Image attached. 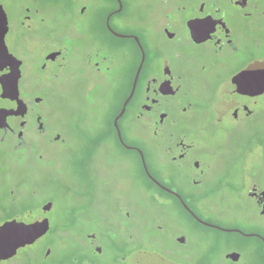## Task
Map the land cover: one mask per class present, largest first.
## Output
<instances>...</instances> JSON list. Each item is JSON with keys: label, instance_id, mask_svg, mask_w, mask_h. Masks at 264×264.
Listing matches in <instances>:
<instances>
[{"label": "flooded vegetation", "instance_id": "af4514ba", "mask_svg": "<svg viewBox=\"0 0 264 264\" xmlns=\"http://www.w3.org/2000/svg\"><path fill=\"white\" fill-rule=\"evenodd\" d=\"M0 7L7 26L0 60V244L11 246L18 225L47 226L0 264H208L210 249L198 252L201 241L188 226L169 230L163 211L178 207L197 227L216 228L199 211L219 205L213 196L224 186L210 183L223 172L196 155L200 147L183 132L188 128L223 129L227 156L242 143L264 155V0H0ZM78 81L93 94V107L75 114L81 126L93 124L99 152L93 171L105 178L102 187L93 184V230L81 234L73 230L78 213L54 219V203L47 196L31 201L37 187L17 184L16 173L48 165L66 144L50 105ZM129 131L138 139H127ZM242 134L249 141H239ZM127 158L137 166L138 188ZM252 177L240 176L237 192L261 216L259 224L243 221L251 229L245 236L257 240L253 249L235 245L219 254L217 264H254L253 256L264 264V188ZM107 185L108 202L97 196ZM146 186L155 190L153 221L143 218L134 197Z\"/></svg>", "mask_w": 264, "mask_h": 264}, {"label": "rangeland", "instance_id": "374dc122", "mask_svg": "<svg viewBox=\"0 0 264 264\" xmlns=\"http://www.w3.org/2000/svg\"><path fill=\"white\" fill-rule=\"evenodd\" d=\"M70 84H72V92L62 97L59 102H53L50 105V108L56 113L57 126L64 133L66 144L61 147L60 152H57L55 160L48 165L43 166L36 163L33 167L22 166L17 168L16 173L17 184L27 188L30 186L37 187V193L32 195L31 201L39 202L47 196L54 203V219L65 216L68 220L73 212L78 213L81 218L73 226V230L76 234H81L84 231L93 230L90 223L93 218V184L96 182L102 187L105 178L98 177L93 171V154L99 153L94 151L96 149L93 146V124L88 128L81 126L82 120L75 114L77 109L91 110L93 94L85 92L82 81L71 82ZM111 94H113L112 100L116 101V93L112 92ZM60 108L62 109L60 110ZM183 132L189 139L198 143L200 148L197 149L196 155L201 159L214 161L213 165L217 164L215 170L223 172V174L213 177L214 180L210 183L213 188L224 186L218 196H213L219 205L215 210L202 209L199 211L204 218L220 228L197 227L178 207L167 208L163 212L168 216L169 230H173L175 227L188 226L193 239L201 241L198 252L201 253L204 248H209V261L207 263L217 264L216 258L219 254L234 250L235 245L239 249L243 246L248 249V246H254L257 240L255 237L245 236V233L251 232V229L243 221L252 220L259 224L262 221L261 216L251 201L246 198H239L237 185H239L240 176L248 174V176L252 175V179L264 188V155L259 151L254 153L250 149L244 150L246 145L242 143L238 146L240 150L238 149L231 153V156H227L223 150L224 145L228 142L226 133L216 126L206 127L202 124L199 127L192 126ZM102 136L105 138L112 137L108 132H104ZM126 138L137 140L138 136L129 131ZM240 138L248 139V141L250 139L249 135L245 134L238 138L239 141ZM107 145L108 151L116 155L117 153L112 148L111 143L107 142ZM103 153L106 154L107 151ZM223 156L226 159H223ZM126 163L129 177L131 176L135 180L136 184L134 185L138 188L140 180L137 166L130 158H127ZM127 179L125 177V181ZM233 181H237V183ZM231 189L236 194L231 192ZM108 193L107 185L98 191L97 196L99 199L104 198L105 200H103L108 202L110 196ZM153 196H155V190L147 186L145 191L138 189L134 196L136 206L142 211L146 221H153L159 213L155 202H151ZM99 210L105 212V204L100 205ZM234 229L240 232H236ZM107 250L105 255L116 259L114 252L111 249ZM244 254L249 258L251 257L249 252ZM252 259L254 264H257L258 259L254 256ZM114 264H125V262H119L116 259Z\"/></svg>", "mask_w": 264, "mask_h": 264}, {"label": "water", "instance_id": "95a60500", "mask_svg": "<svg viewBox=\"0 0 264 264\" xmlns=\"http://www.w3.org/2000/svg\"><path fill=\"white\" fill-rule=\"evenodd\" d=\"M6 16L2 10V8L0 7V60H4L5 59V55H6V46H5V42H4V36L6 33ZM139 71V69H138ZM138 71L136 74V77L134 79L133 85H132V89L130 91L129 96L126 98V100L123 103L122 109L119 113V116L123 113L124 109H125V105L127 104V102L129 101V99L131 98L133 91H134V87L136 84V78L138 75ZM115 126H116V120H115ZM117 127V126H116ZM117 133H118V137L121 138L120 136V132L117 128ZM155 182L156 180L153 179ZM192 213V211H190ZM264 212V211H263ZM193 214V213H192ZM194 215V214H193ZM194 217L196 219H198L195 215ZM199 221H201L200 219H198ZM203 222V221H201ZM205 225L211 226V227H216V228H220L216 225L213 224H208L203 222ZM2 229H10V225H7L5 227H1ZM13 229H15V226H12ZM45 230H47V226H45L44 224L38 222L37 220H35L32 224L29 225H18V230L16 233H14V236L12 237V241H11V246L7 247V246H2L0 244V258L3 256H9L10 254H13L16 250L17 247L22 246L26 243H31L32 241H34L37 237H39L40 235H42ZM236 232H240L239 230L234 229ZM140 256H144L142 255H138V257L140 258ZM144 259V258H143ZM142 259V260H143ZM167 264H170L169 262Z\"/></svg>", "mask_w": 264, "mask_h": 264}]
</instances>
